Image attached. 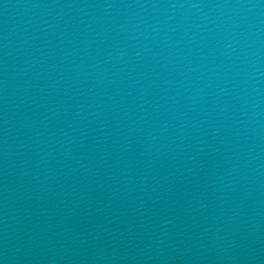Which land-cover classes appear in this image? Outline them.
Segmentation results:
<instances>
[{
  "label": "water",
  "instance_id": "water-1",
  "mask_svg": "<svg viewBox=\"0 0 264 264\" xmlns=\"http://www.w3.org/2000/svg\"><path fill=\"white\" fill-rule=\"evenodd\" d=\"M0 264H264V0H0Z\"/></svg>",
  "mask_w": 264,
  "mask_h": 264
}]
</instances>
